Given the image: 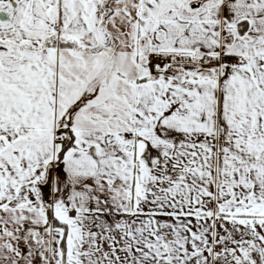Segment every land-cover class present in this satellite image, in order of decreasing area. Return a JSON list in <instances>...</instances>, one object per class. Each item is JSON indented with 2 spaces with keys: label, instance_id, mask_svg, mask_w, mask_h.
<instances>
[{
  "label": "snow or ice",
  "instance_id": "obj_1",
  "mask_svg": "<svg viewBox=\"0 0 264 264\" xmlns=\"http://www.w3.org/2000/svg\"><path fill=\"white\" fill-rule=\"evenodd\" d=\"M0 264H264V0H0Z\"/></svg>",
  "mask_w": 264,
  "mask_h": 264
}]
</instances>
